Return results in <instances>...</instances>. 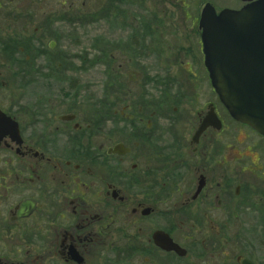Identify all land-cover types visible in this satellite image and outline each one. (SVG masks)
Masks as SVG:
<instances>
[{"label":"flooded vegetation","instance_id":"af4514ba","mask_svg":"<svg viewBox=\"0 0 264 264\" xmlns=\"http://www.w3.org/2000/svg\"><path fill=\"white\" fill-rule=\"evenodd\" d=\"M41 4L0 0V90L43 80ZM201 13L184 73L131 68L99 102L68 74L50 80L62 92L0 102V264H264V136L220 113ZM133 40L123 52L144 53Z\"/></svg>","mask_w":264,"mask_h":264},{"label":"rangeland","instance_id":"374dc122","mask_svg":"<svg viewBox=\"0 0 264 264\" xmlns=\"http://www.w3.org/2000/svg\"><path fill=\"white\" fill-rule=\"evenodd\" d=\"M122 1L42 0V16L45 27L44 56L39 63L43 80L39 79L25 89L26 85L23 81L18 82L15 78L10 79L8 85L0 90V102L5 105L7 100L11 99V103H19L20 95L25 92H41L43 94L62 92L58 90V84L50 80L68 74L78 78L80 87H82L80 91L83 94L92 98L94 96L99 102L103 101V93L115 88L117 78L120 76L124 80L128 78V71L131 68L149 74L154 66H159L156 67L159 69L174 65L177 66L176 69L179 72L184 73L178 67L182 61L185 65L186 56L194 63L200 57L198 37L192 33V29H196L197 25H192V19L200 14L204 4L211 2L217 7V10L226 7L239 9L243 5L238 0ZM137 17L140 20H145L141 23L147 22L151 31H162L153 32L152 38L143 36V31L136 22ZM133 29L137 30L139 35L131 31ZM184 32L186 36H183ZM133 38L140 42L141 50L145 49L144 53L136 55L134 52H123V50H129L126 44L131 40L134 41ZM52 40L56 41L54 48L49 47ZM179 46L183 49L175 51ZM16 58L18 59L20 56ZM64 61L70 62V66L74 70H66L67 65L59 67L58 64ZM124 61L129 62L125 71L118 67ZM49 65L55 69L53 70ZM194 67L196 68V65ZM17 69L14 66L10 69L12 76L18 72ZM121 73L122 75H120ZM135 86L134 84L131 86L133 92L137 90ZM207 86V84L202 85L204 95L201 97V102H207L212 98ZM9 94L12 95L9 96ZM114 100V97L109 98V102ZM92 108H95L93 100ZM224 109L225 107L223 108L221 103L219 111L226 116L227 113ZM261 152L264 158L263 148Z\"/></svg>","mask_w":264,"mask_h":264},{"label":"water","instance_id":"95a60500","mask_svg":"<svg viewBox=\"0 0 264 264\" xmlns=\"http://www.w3.org/2000/svg\"><path fill=\"white\" fill-rule=\"evenodd\" d=\"M241 1L246 4L240 9L217 12L209 2L203 7L205 65L229 114L264 136V0ZM2 118L7 119L0 111Z\"/></svg>","mask_w":264,"mask_h":264}]
</instances>
